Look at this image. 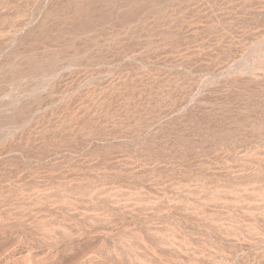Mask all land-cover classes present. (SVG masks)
Returning a JSON list of instances; mask_svg holds the SVG:
<instances>
[{
    "label": "rangeland",
    "instance_id": "374dc122",
    "mask_svg": "<svg viewBox=\"0 0 264 264\" xmlns=\"http://www.w3.org/2000/svg\"><path fill=\"white\" fill-rule=\"evenodd\" d=\"M0 264H264V0H0Z\"/></svg>",
    "mask_w": 264,
    "mask_h": 264
}]
</instances>
